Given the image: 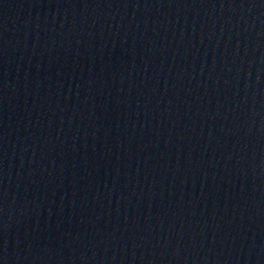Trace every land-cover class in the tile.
Returning a JSON list of instances; mask_svg holds the SVG:
<instances>
[{
  "label": "water",
  "instance_id": "obj_1",
  "mask_svg": "<svg viewBox=\"0 0 264 264\" xmlns=\"http://www.w3.org/2000/svg\"><path fill=\"white\" fill-rule=\"evenodd\" d=\"M0 264H264V0H0Z\"/></svg>",
  "mask_w": 264,
  "mask_h": 264
}]
</instances>
